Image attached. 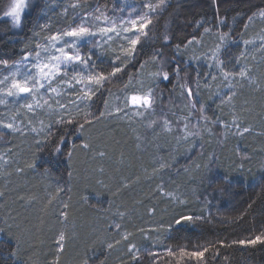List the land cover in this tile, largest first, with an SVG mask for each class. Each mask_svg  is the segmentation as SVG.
<instances>
[{
    "label": "trees",
    "instance_id": "trees-1",
    "mask_svg": "<svg viewBox=\"0 0 264 264\" xmlns=\"http://www.w3.org/2000/svg\"><path fill=\"white\" fill-rule=\"evenodd\" d=\"M9 2L0 4V59L9 60L19 59L35 43L43 42L50 32L66 27L74 13L90 11L97 4L102 9L112 7L109 0H81L83 7L75 10L70 7L75 0H32L16 27L3 15ZM116 2L126 10L140 5V0ZM260 10H264V0H166L153 16L148 37H142L135 58L124 73L106 83L93 97L92 111H104L105 100L122 95L123 84L131 76L134 83L141 79L145 88L153 87L157 98L154 118L166 113L174 125L180 116L188 117L190 124H194L195 118L200 117L198 109L202 103L209 117L231 121L232 105L224 106L221 111L209 99L214 88L210 91L203 86L208 73L206 66L189 60L190 49L182 48L177 53L175 45L192 36L201 37L203 27H212V35L217 30H231L235 42L223 46L221 58L234 59L242 50L241 36L247 38L250 34L248 29L244 31L243 25L248 23L250 15ZM220 20L224 23L220 24ZM262 22L255 20L252 26L256 28ZM198 24L203 27H197ZM43 25H48V29ZM165 36L170 38L168 43L164 41ZM209 36L203 35L202 40ZM157 54L162 55L166 70L179 64L180 76L170 74L168 81H152L148 73L157 71L162 62L152 61ZM110 58L111 52L100 67L110 70L107 63ZM143 61L149 63L141 69ZM252 66L255 67L253 74L264 80V59L258 57ZM195 69L201 73L199 89L193 83L197 78ZM185 73L199 93L194 94V99L199 101L196 109L182 96ZM237 91L239 95L233 103L240 111L244 102H249L251 113H244L243 126H251L252 131L231 134L225 139L220 127L209 123L214 134L208 136L201 132L203 139H197L196 147L191 150H188L189 144L177 147L171 144L175 141L174 133L166 134L158 128L157 140L145 131L143 123L111 117L86 125L83 136L70 127L63 143H58L63 127L55 124L57 117L39 113L43 116L44 132L23 129V135H6L0 141V152L7 151L9 161L0 168V191L4 192L0 197V264H51L57 254L56 237L62 228L67 239L60 253V264H83L85 259L88 264H133L127 251L129 243L140 249L142 264H150L145 249L164 257L167 246L191 250L208 242L231 243L264 232V135L258 134L264 133V96L247 86L242 90L238 86ZM72 115H76L74 107ZM77 119L83 122V112ZM49 124L50 129L46 127ZM133 128L143 137L139 148ZM232 131L236 133L235 129ZM85 140L93 146L92 150L79 147L72 150L73 143L81 144ZM97 150H104L108 155L101 159L95 155ZM69 152H72L70 160ZM161 157L172 167L154 173L153 168L158 166L155 162ZM101 167L103 173L99 170ZM18 168L22 171L18 172ZM161 183L165 191L176 193L186 203L180 205L161 195L158 191ZM58 187L65 191L57 193ZM49 197L55 198L45 209ZM64 202L70 203L66 226L58 218ZM152 209L154 214H150ZM119 212L125 213L123 218ZM178 213L203 219L183 223L170 232L153 231L161 221L166 227ZM241 216L242 219L236 220ZM117 223L119 229L109 228ZM124 233H131L128 240L121 238ZM117 240L119 244L115 243ZM108 243L114 247L108 249ZM205 255L207 264H264V244H237L221 247L218 252L210 250Z\"/></svg>",
    "mask_w": 264,
    "mask_h": 264
},
{
    "label": "snow or ice",
    "instance_id": "snow-or-ice-1",
    "mask_svg": "<svg viewBox=\"0 0 264 264\" xmlns=\"http://www.w3.org/2000/svg\"><path fill=\"white\" fill-rule=\"evenodd\" d=\"M5 0H0V4H4ZM112 3L111 9L99 4L93 7L90 11H82L74 13L72 22L66 27L50 32L44 37L43 43H35L30 50H26L18 60L0 59V140L8 135L16 133L24 134L23 125L25 119L28 121V128L31 132L42 133L45 131L43 121H39L41 128L37 129L32 126V119L43 112L50 116L57 117L55 124L63 127V132L58 143H63L65 134L70 127H74L82 136L85 126H91L94 122L105 117H111L117 120H127L129 123L144 122L143 127L146 132H151L155 139H159L160 131L166 134H173L175 144L180 146L182 144H189L188 150L196 147V140L203 139L201 134L200 122L205 124L211 123L218 125L224 131L222 135L226 139L231 129H235L239 135H244L252 131L251 126H243V116L245 112L251 113V108L248 106L249 102L246 100L242 105L241 110L237 111L233 103L235 98L239 95L237 87L242 90L245 86L254 92L261 93L264 96V80L258 78L253 74V68L249 67L246 61L249 55L255 60L254 53L259 52L264 59V29L261 34L255 38L244 39L241 36V44L243 50L233 59H222L219 56L224 45L229 42H235L232 36V31H215L216 43L208 51L200 53L198 49L202 47V36L205 34H212L214 29L212 27H203L198 24L197 27H203L201 37L192 36L182 44L175 45L177 53L183 48L185 51L191 50L189 60L195 62L198 66L201 61L207 62L209 71L204 76V88L211 91L213 85H216V90L211 92L210 100L216 102V107L223 110L224 106L232 105L231 121L221 119L219 116L209 117L207 115V108L204 104H200L198 109L200 117L195 124L191 125L188 117H177L175 125L173 121L167 118V114L161 117L147 119L148 116H155L156 109V95L152 86L145 88L143 80L137 79L133 82V77H129L127 82L123 84L122 95L117 97V103L110 106L107 100L104 101V108L106 111L93 112L92 100L93 97L110 82L116 78L118 74H123L128 63L135 58L137 46L141 44L142 37L147 38L153 25V16L157 10L165 5L166 0H140L139 8H131L126 10L120 6L116 0H109ZM27 0H11L3 12L5 17H10L11 22L15 26H19L22 21V13L27 8ZM70 7L75 10L78 7H83L81 0H75ZM68 9H64L67 14ZM257 18L264 20V10L250 15L247 20L248 23L243 25L244 31H247L250 24ZM220 24L224 20H220ZM48 29V25L42 26ZM131 34V35H129ZM169 37L165 36L164 41L168 43ZM118 41V51L113 45ZM111 52V58L107 60L110 70L100 67L105 64V57ZM152 61L161 60V64L157 71L148 73V76L153 81L162 80L168 81L170 74L177 77L180 76L181 68L176 64L171 70H166L163 62V57L160 54L154 55ZM243 62V63H242ZM149 61H143L140 68L143 69ZM231 65V67H230ZM196 72V79L193 82L195 89L201 87L200 76L198 69ZM185 83L181 85L182 96L186 97L192 109H196L199 101L194 99V94L199 95L198 91L192 87L188 79V74L185 73ZM219 82V83H216ZM64 88V95H67V90L71 89L75 95L69 103H63L61 99V89ZM110 92V90H108ZM83 105V109L81 108ZM73 107L76 115H72ZM83 112V122L77 119ZM191 114V113H190ZM176 115V113H173ZM51 128V124L46 126ZM160 131H157V129ZM209 135H213V129L206 127L204 129ZM136 132L135 139L137 141V148L142 142V135L133 128ZM264 135V133H258ZM51 132H48V136ZM47 138V137H46ZM39 143V142H38ZM84 150H92L93 146L85 140L81 144H72V150L76 148ZM157 147H160L157 145ZM57 151L60 150L58 147ZM95 155L101 159L105 158L108 153L104 150L95 151ZM69 160L72 152L68 153ZM175 159V157H173ZM212 157H209L211 161ZM242 159H247L243 157ZM0 168H4L9 161L0 155ZM158 166L153 168L154 173H159L164 169L171 168L163 157L155 162ZM33 167V165H29ZM199 167V165H197ZM240 167H243L241 163ZM100 172H104L101 167ZM22 171V169H17ZM187 171V168L184 169ZM71 176V172H69ZM102 183V181H98ZM57 193L65 191V189L58 187ZM71 191V189H68ZM158 191L161 195L168 197L177 204L183 205L186 203L179 195L172 191H165L164 185H158ZM4 196V192L0 191V197ZM55 197H49L45 209L52 204ZM69 202H64L62 210L59 212V221L62 225L67 224L69 220ZM155 210H150V214H154ZM118 215L123 218L125 213L119 212ZM203 219L201 216L177 214L170 221L167 226L161 221L153 231L157 233L170 232L174 227H179L186 222H194ZM242 219L241 217L236 220ZM235 222V221H229ZM109 228L119 229L120 224L109 225ZM143 231V230H141ZM131 233L122 234L123 240H128ZM67 239L66 231L62 228L56 237L57 254L51 264H60V253L64 250V242ZM120 243V240L115 242ZM257 243L264 244V232L255 235L249 239L232 240L229 243L226 240H218L215 242H208L206 245H197L189 250L186 247L178 246L173 248L167 246L165 248V256L160 257L159 254L151 249H145V254L150 264H207L206 253L218 252L221 247H231L232 245H255ZM108 249H112L114 244L108 243ZM133 264H142L140 249L135 244L129 243L127 248ZM83 264H88L87 259Z\"/></svg>",
    "mask_w": 264,
    "mask_h": 264
},
{
    "label": "rangeland",
    "instance_id": "rangeland-1",
    "mask_svg": "<svg viewBox=\"0 0 264 264\" xmlns=\"http://www.w3.org/2000/svg\"><path fill=\"white\" fill-rule=\"evenodd\" d=\"M32 2V0H27V4H28V6H27V8L25 9V11L24 12H26L27 10H28V7H29V4ZM11 3V0H10V2H9V4ZM23 12V13H24ZM23 13H22V15H23ZM10 18V17H9ZM11 19V18H10ZM256 20H260L261 21V19H259V18H257ZM262 21H264V20H262ZM263 24H261V25H258V26H256V28H255V25L254 26H252L253 25V23L252 24H250V26L248 27V31H249V35H248V37L247 38H244V39H249V38H255V37H257V35L258 34H261V30L262 29H264V22H262ZM16 27H18V26H16ZM129 35H131V34H129ZM207 35H210L209 36V38L207 37V38H204V40H202L203 41V45H202V47H200L199 49H198V51L200 52V53H203V52H206V51H208L209 50V48H212L214 45H215V43L217 42L216 40H215V38L213 37V36H215V35H212V34H207ZM216 37V36H215ZM122 41H118L117 42V44H115V45H113V47H116L117 48V50H118V44L119 43H121ZM41 43H43V42H41ZM240 43H241V39H240ZM241 47H242V50H243V45L241 44ZM254 55H255V60H253L252 58H251V55H249V57H248V60L246 61V63L248 64V66L249 67H251V68H253V64H255L256 63V59L259 57V58H261L262 57V54L261 53H259V52H256V53H254ZM219 56L221 57V52L219 53ZM20 59V58H19ZM16 60H18V59H16ZM243 63V62H242ZM201 64H204L205 66H206V68H207V72H209V71H215L214 69H209L208 67H207V62H205V61H201ZM231 67V66H230ZM255 69V67L253 68V70ZM148 79V78H147ZM141 80V79H140ZM153 81V80H152ZM216 83H219V82H216ZM213 91H215L216 90V85L214 84L213 85ZM64 88L62 87V89H61V97H58V99H61V101L63 102V103H69V101L71 100V97H74L75 98V95H74V93H73V91L71 90V89H68L67 90V95H64ZM212 91V92H213ZM117 97H121V95H114V96H111V98H110V100L108 101L109 102V105L110 106H112V105H114V104H116L118 101H117ZM104 111H106V109L104 108ZM39 114H42V115H47V114H45V113H43V112H41V113H39ZM208 116H209V114H208ZM43 117V116H42ZM42 117L41 116H39V115H37L36 117H34L33 119H32V126H34V127H36L37 129H39V128H41V124H40V122L39 121H43V119H42ZM154 117H151V116H148L147 117V119H153ZM197 117L195 118V122H194V124L197 122ZM226 120V119H225ZM227 121V120H226ZM44 123V122H43ZM142 123H146V120L144 121V122H141V124ZM27 124H28V121H27V119H25V121H24V125L22 126L23 127V129H28L29 130V128H28V126H27ZM191 125L192 124H190V128H191ZM200 127H201V132L202 133H205L206 135H208L209 136V134L207 133V131H205L204 129L206 128V127H210V124L208 123V124H205V122H203V121H201L200 122ZM234 129V128H233ZM220 131H222V133H223V129L220 127ZM231 134H235V132L234 131H232V129L229 131V133H228V135H231ZM223 136V135H222ZM1 141V140H0ZM171 144H173V145H175L176 147H177V145L175 144V141H173L172 140V143ZM7 151H1L0 152V155H2V156H4V158L6 159V155H7V153H6ZM2 163H3V161H1Z\"/></svg>",
    "mask_w": 264,
    "mask_h": 264
}]
</instances>
